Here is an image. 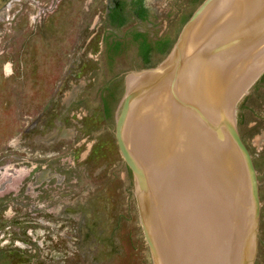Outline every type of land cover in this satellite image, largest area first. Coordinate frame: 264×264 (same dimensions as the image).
<instances>
[{
	"label": "rangeland",
	"instance_id": "obj_1",
	"mask_svg": "<svg viewBox=\"0 0 264 264\" xmlns=\"http://www.w3.org/2000/svg\"><path fill=\"white\" fill-rule=\"evenodd\" d=\"M201 1L0 0V264H153L114 113L126 77L166 58ZM235 124L264 264V71Z\"/></svg>",
	"mask_w": 264,
	"mask_h": 264
},
{
	"label": "water",
	"instance_id": "obj_2",
	"mask_svg": "<svg viewBox=\"0 0 264 264\" xmlns=\"http://www.w3.org/2000/svg\"><path fill=\"white\" fill-rule=\"evenodd\" d=\"M264 71V0H202L114 113L153 264H253L260 202L237 101ZM128 141L134 150H129Z\"/></svg>",
	"mask_w": 264,
	"mask_h": 264
},
{
	"label": "trees",
	"instance_id": "obj_3",
	"mask_svg": "<svg viewBox=\"0 0 264 264\" xmlns=\"http://www.w3.org/2000/svg\"><path fill=\"white\" fill-rule=\"evenodd\" d=\"M136 35H140V34H136ZM137 38V37H136ZM146 41L144 40V39H142L141 40V42H140V44H141V47H140V49H141V51L143 52V55H144V57L146 58L147 57V55L145 54V50H146V48H143V47H145L144 46V43H145ZM166 44L165 43H163V47L162 48H160V50H162L163 48H165L164 46H165ZM148 52H149V49H148Z\"/></svg>",
	"mask_w": 264,
	"mask_h": 264
},
{
	"label": "bare ground",
	"instance_id": "obj_4",
	"mask_svg": "<svg viewBox=\"0 0 264 264\" xmlns=\"http://www.w3.org/2000/svg\"><path fill=\"white\" fill-rule=\"evenodd\" d=\"M126 143H127V146H128V148H129V150L131 151V153L133 154V156H134V158H135L134 150H133L132 145H131L128 141H126Z\"/></svg>",
	"mask_w": 264,
	"mask_h": 264
}]
</instances>
